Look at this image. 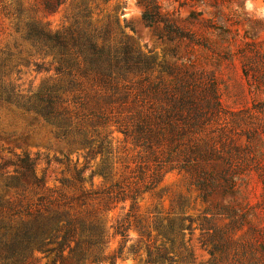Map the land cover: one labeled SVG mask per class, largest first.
Returning a JSON list of instances; mask_svg holds the SVG:
<instances>
[{
    "label": "trees",
    "instance_id": "obj_1",
    "mask_svg": "<svg viewBox=\"0 0 264 264\" xmlns=\"http://www.w3.org/2000/svg\"><path fill=\"white\" fill-rule=\"evenodd\" d=\"M137 1L143 7V24L154 29L160 27L159 37L206 47L201 38L179 25L176 18L162 13L158 0ZM60 3V0L45 1L44 8L52 12ZM197 16L191 12L186 21L209 27L208 19L198 20ZM19 17L18 23L22 22ZM23 26L27 37L42 41L46 51L53 54L52 63H57L56 78L44 81L28 98L29 109L57 126L62 136H70L71 144L87 145L88 130H94L100 140L95 150L88 151L91 157L103 151L106 155L111 153L110 134L105 129L114 127L139 149L137 157L143 165L138 166L136 181L130 189L115 183L106 190H83L84 168L75 171L73 181L60 179L61 189H48L43 177L35 171V159L27 151L16 155L12 163L15 174L7 183L19 190L17 195L23 200H4L0 194V261L16 263L26 253L37 250L53 254L50 264H55L57 260L64 261L66 248L67 259H73L74 264H84L87 258L95 263L105 259L102 246L106 235L101 220L81 209L93 201H103L104 209L109 210L111 203L128 200L132 211L137 197L151 193L170 170L191 173L192 184L204 201L216 190L233 196L236 180L245 171H253L264 189V165L256 160L251 148L257 135L264 138V102L228 110L219 101L213 77L191 65H157L154 57L145 56L132 46L112 47L107 43L106 33L98 35L76 29L51 32L33 20ZM237 53L242 58L243 76L264 89L261 48L254 42H245ZM155 66L159 69L153 77ZM98 127L104 131L97 132ZM241 138H244L242 145L238 144ZM94 174L106 180L111 172L104 165L89 174L90 182ZM71 186L76 187L77 194L62 192V188ZM262 202L264 205V197ZM218 208L230 217L236 214L233 207ZM127 216L114 226L113 234L122 241L110 264L121 256L128 240ZM239 219V227L247 223L245 213ZM181 229L176 231L180 233ZM174 231L170 228V232ZM210 244V260L204 264H220L218 253L226 257L229 250H236L231 249L223 232L217 229L210 236ZM259 251L264 257L263 246H259ZM132 252H136L134 248ZM239 252V264H258L261 260L246 256L247 250L242 247ZM172 262L166 249H158L154 255L148 251L147 264ZM180 264L197 263L181 258Z\"/></svg>",
    "mask_w": 264,
    "mask_h": 264
},
{
    "label": "rangeland",
    "instance_id": "obj_2",
    "mask_svg": "<svg viewBox=\"0 0 264 264\" xmlns=\"http://www.w3.org/2000/svg\"><path fill=\"white\" fill-rule=\"evenodd\" d=\"M45 1L58 0H0V194L4 200H23L17 195L19 190L7 181L15 174L12 163L16 155L24 151L35 159V171L43 177L48 189H61L59 180L73 181L75 171L81 168H84L83 190H106L115 183L130 189L136 181L138 166L143 165L137 157L139 149L114 127L105 129L110 134L111 153L106 155L103 151L91 157L88 151L95 150L100 140L94 130H88L87 145L71 144L70 136H62L57 126L29 109L28 98L44 81L56 78L57 63H52L53 54L46 51L42 41L27 37L23 26L26 21L39 22L51 32L76 29L98 35L106 33L107 43L112 47L132 46L143 55L154 57L157 65H191L213 77L225 109L240 110L264 102L263 87L243 76L242 58L237 53L245 42H254L264 52V0H158L162 13L176 18L179 25L201 38L206 47L159 37L160 27L154 29L143 24V7L137 0H60L52 12L44 8ZM191 12L198 14V20L208 19L209 27L187 22ZM18 15L22 22L18 23ZM158 69L155 66L153 77ZM96 131L104 129L98 127ZM243 143L241 138L238 144ZM251 148L256 160L264 165L263 136L257 135ZM104 165L110 168V178L104 180L94 174L90 182L89 174ZM192 182L191 173L170 170L151 193L137 197L132 211L128 200L111 203L109 210L104 209L103 201L83 207L81 210L101 220L106 235L102 246L105 259L95 263L87 258L84 264H110L122 241L113 234L114 226L126 214L130 224L128 240L115 264H147L148 251L154 255L158 249H166L173 258L171 264H180L181 258L207 263L214 229L222 231L231 249H236L229 250L226 257L218 253L220 264H239L241 247L247 250L246 256L253 255L256 260L261 259L258 264H264L259 251V246L264 247V189L256 174L253 171L241 174L233 196L216 190L205 201ZM62 192L78 193L74 186L62 188ZM26 196L30 197L28 192ZM219 206L233 207L236 214L230 217L221 213ZM241 213L246 214L247 223L239 227ZM179 227L180 233L176 231ZM170 228L175 231L170 232ZM63 256L64 261L57 260L55 264H74L73 259H67L68 248ZM52 258L53 254L32 250L16 263L0 261V264H50Z\"/></svg>",
    "mask_w": 264,
    "mask_h": 264
}]
</instances>
